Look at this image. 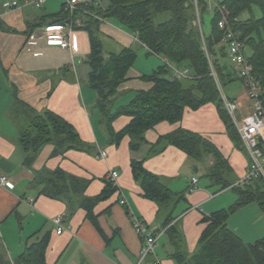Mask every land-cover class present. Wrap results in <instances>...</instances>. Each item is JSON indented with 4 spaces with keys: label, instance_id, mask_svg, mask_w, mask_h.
<instances>
[{
    "label": "crops",
    "instance_id": "0c3cea01",
    "mask_svg": "<svg viewBox=\"0 0 264 264\" xmlns=\"http://www.w3.org/2000/svg\"><path fill=\"white\" fill-rule=\"evenodd\" d=\"M6 1L14 0H0V11ZM15 1L17 7L4 11L0 20V176L14 185L13 188L0 186V259L14 262L26 247L45 240L46 264H154L155 260L161 264H176L170 258L174 249L163 227L171 210L160 208L142 196L139 183L132 177V161L143 162L146 171L171 192L181 195L182 200L173 214L182 234L179 246L184 253H193L205 227L203 219L229 209L237 202L238 195L231 188L220 190L221 185L207 177V171L213 166L211 156L196 162L177 148L159 146L156 142L177 129L199 135L226 160L224 179L236 184L245 173L247 155L232 143L215 107L207 104L196 111L186 109L179 122L157 124L145 134L146 143L136 151L129 149L127 137L118 146L108 145L99 123L100 116L94 108L96 95L87 85L90 68L86 59L90 48L88 35L81 30L86 16L77 15L73 22L75 52L46 47L40 41L34 52L41 55L33 57L22 50L28 31L39 25L34 32L43 29L48 22L44 20L59 13L64 0H42L39 7L29 5L35 0ZM79 1L99 8L104 6L103 0ZM122 29L109 21L100 23V32L118 46L114 53L132 48L137 52L136 61L138 52L144 60L139 68L134 67L135 61L128 70L126 80L118 87L116 107L128 104L137 92L149 90L152 83L143 77L167 66L164 58L150 53L136 41L133 33ZM150 59L155 60L152 66H149ZM149 68L151 71L147 72ZM15 97L36 112L48 110L62 117L73 126L80 139L92 147V152L68 151L63 157L51 158L53 148L47 145L31 169L25 168L23 152L17 143L18 129L9 118ZM128 122V117H119L112 128L120 131ZM99 150L106 152L105 159L96 158ZM193 166L196 171H192ZM44 167H60L74 177L87 180L85 196L88 198L98 196L105 183L110 182L108 172L118 173L115 186L111 184L114 193L94 207L96 226L83 210L36 194L30 185L33 171ZM192 178H196L197 188L188 193ZM131 214L159 236L154 256L142 261L139 257L143 242L132 228ZM56 217L61 218V234L56 233L57 226L53 223ZM226 225L244 243H254L264 237V212L257 204L250 203L236 209Z\"/></svg>",
    "mask_w": 264,
    "mask_h": 264
},
{
    "label": "trees",
    "instance_id": "16d2710c",
    "mask_svg": "<svg viewBox=\"0 0 264 264\" xmlns=\"http://www.w3.org/2000/svg\"><path fill=\"white\" fill-rule=\"evenodd\" d=\"M107 2L104 9L91 3L80 4L79 10L71 16L64 12L62 5L61 11L48 16L44 20L48 22L43 25L73 23L76 16L83 14V11L93 15L86 16L81 30L87 33L90 48L86 59L90 68L87 85L96 95L94 108L100 116L99 123L107 144L118 146L127 137L129 149L136 151L146 143L145 134L157 124L177 123L186 109L196 111L202 106L212 104L232 143L244 151L224 110L219 92L222 87L235 81L242 84V81L228 60L225 45L221 44L225 32L218 29L216 15L210 14L208 34L202 31L207 1L197 0L201 30L197 26L190 27V22L196 20L190 0ZM218 4L227 10L230 26L238 40L251 51L246 56L252 66L253 75L264 80V0H223ZM254 7L258 8L259 17H255L253 13ZM245 14H248L247 18H244ZM94 16L116 22L133 33L139 44L150 53L166 59L176 68L192 71L193 78L172 80L169 69L161 66L157 72L143 77L152 83L149 90L137 92L128 104L116 107L119 99L118 87L126 80L128 70L136 61L137 52L132 48H122L117 53L105 51L100 38V21ZM39 26L31 28L28 35ZM217 83L220 85L219 90ZM123 116L128 117L129 122L123 129L115 132L112 124ZM9 118L18 129L17 143L23 152V166L27 169H31L39 153L47 145L53 148L51 158L63 157L68 151L92 152V147L80 139L73 126L51 111L36 112L15 97ZM156 143L159 146L175 147L196 162L211 156L213 166L207 171V177L214 183H219L220 190L231 188L238 195L237 202L229 209L220 210L203 219L205 227L197 240L196 248L193 253L186 254L179 246L182 234L173 216L178 202L182 200L181 195L171 192L155 175L146 171L143 162L132 161V177L139 183L142 196L160 208L171 210L163 224L174 249L170 258L176 264H264V237L246 244L226 225L228 217L236 209L250 203L257 204L264 212L263 181L254 180L233 185V181L225 180L226 160L210 142L197 134L177 129L158 138ZM88 183L87 180L66 173L60 167H44L33 171L30 185L37 195L60 200L67 206L83 210L86 218L96 226L93 213L95 205L107 200L115 189L110 182H106L98 196L88 198L85 196ZM46 245L45 240L33 243L25 248L16 261L9 262L1 258L0 264H46Z\"/></svg>",
    "mask_w": 264,
    "mask_h": 264
},
{
    "label": "built area",
    "instance_id": "2783aa9c",
    "mask_svg": "<svg viewBox=\"0 0 264 264\" xmlns=\"http://www.w3.org/2000/svg\"><path fill=\"white\" fill-rule=\"evenodd\" d=\"M197 11V0H192ZM206 12L217 16V27L219 30L225 32L221 44L225 45L228 60L233 66L237 76L242 81L244 90L243 99H227L223 93L220 92L223 102L224 110L230 118L231 124L235 128L239 139L242 143L244 152L247 155V165L243 177L234 185L244 184L254 180H262L264 183V80L256 78L252 73V66L245 54L244 43L238 40L237 34L230 26L229 14L224 6L215 3L213 0H206ZM42 0H35L29 3L31 6L39 7ZM79 0H64V12L70 16L75 11L79 10ZM87 4V3H85ZM17 1H6L2 4V11H0V20L3 17V12L12 10L17 7ZM85 16H92L90 13L83 11ZM198 26L199 25V14ZM99 20V18H97ZM74 23H65L46 25L43 29L33 32L25 40L22 50L30 53L33 57L40 56L41 53L34 52V48L42 41L46 47H56L62 50H69L75 52L77 50L76 31ZM164 64L171 70V79H185L188 78V69H176L170 66L167 61ZM97 159H105L106 152L99 150L96 155ZM118 173L116 171L108 172V180L115 186ZM196 178H192L191 184L188 187V193L196 190ZM0 186L13 188L14 185L7 180L6 177L0 176ZM124 205L125 202L121 201ZM201 212V210H199ZM132 221V228L136 235L141 238L143 245L140 251V261L147 256H154L156 242L159 238L158 234L150 232L146 224L139 218L130 215ZM53 223L57 226L56 233L61 234L63 227L61 218L56 217ZM154 264H161L155 260Z\"/></svg>",
    "mask_w": 264,
    "mask_h": 264
},
{
    "label": "rangeland",
    "instance_id": "374dc122",
    "mask_svg": "<svg viewBox=\"0 0 264 264\" xmlns=\"http://www.w3.org/2000/svg\"><path fill=\"white\" fill-rule=\"evenodd\" d=\"M191 1V3L193 4V1L192 0H190ZM215 3H221L223 0H213ZM104 6H102V8L104 9V8H106L107 7V5H108V2H107V0H103V3H102ZM193 6H194V4H193ZM101 8V9H102ZM194 11H195V17H196V20H194V21H191L190 22V27H198L199 28V26H198V17H197V13H199L198 12V9H197V11H196V9H195V7H194ZM253 13H254V15H255V17H259L260 16V12H259V10H258V8H256V7H254L253 8ZM248 17V14H245L244 15V18H247ZM94 18H97V17H95L94 16ZM210 18H211V15L210 14H208V13H205L204 14V16H203V24H202V31H203V33L204 34H208V32H209V20H210ZM99 21H100V23H103V22H105V20H103L102 18H99ZM110 22V24L111 25H113V26H115V27H118V28H121L122 29V27L121 26H119L118 24H116L115 22H113V21H109ZM84 23V22H83ZM83 23H82V25H83ZM199 25H200V22H199ZM74 27H76V26H74ZM123 30V29H122ZM100 38H101V40H102V42H103V44H104V50L105 51H108V52H114V51H117L116 49H117V45H115L114 43H112L110 40H108V36L107 35H105V33H101L100 34ZM136 41H137V39H136ZM138 42V41H137ZM139 43V42H138ZM138 47V46H137ZM204 47V46H203ZM139 48V47H138ZM138 48H136V50L137 51H139L138 50ZM244 49H245V53H246V55L247 56H249L250 55V49H248L246 46H244ZM143 60H144V58L142 57V55L140 54V52H138V60L136 61V64H135V66L134 67H137V68H139V66H142V63H143ZM164 61H167L166 59H164ZM153 62H155V60L154 59H150L149 60V66H152V64H153ZM168 62V61H167ZM169 63V62H168ZM156 64V63H155ZM170 64V63H169ZM170 66H172L173 68H176V67H174L173 65H171L170 64ZM167 69H169V71L171 72V70H170V68L169 67H167V66H165ZM154 69V68H153ZM176 69H183V68H176ZM151 71V68H149V69H147V72H150ZM172 74V73H171ZM187 77L188 78H185V79H191V77H192V71H190L189 70V72H188V74H187ZM212 77H213V79L215 80V76H214V74L212 73ZM193 78V77H192ZM180 80V79H179ZM218 84V83H217ZM220 89V85L218 84V90ZM219 92H221V93H223V95L226 97V98H228V99H230V100H232L233 98H236V99H238V98H241V97H243V94H244V90H243V86H242V84L239 82V81H235V82H233L232 84H230V85H227L226 87H222L221 88V90H219ZM209 105V104H208ZM210 105H212V104H210ZM214 106V105H213ZM215 107V106H214ZM216 109V108H215ZM217 111V110H216ZM217 114H218V112H217ZM218 117H219V115H218ZM229 117V116H228ZM219 119H220V117H219ZM230 119V118H229ZM220 121H221V119H220ZM222 122V121H221ZM222 124H223V122H222ZM224 125V124H223ZM195 166H193L192 167V171H195ZM233 177V176H232Z\"/></svg>",
    "mask_w": 264,
    "mask_h": 264
},
{
    "label": "water",
    "instance_id": "95a60500",
    "mask_svg": "<svg viewBox=\"0 0 264 264\" xmlns=\"http://www.w3.org/2000/svg\"><path fill=\"white\" fill-rule=\"evenodd\" d=\"M195 171H196V169H195Z\"/></svg>",
    "mask_w": 264,
    "mask_h": 264
}]
</instances>
